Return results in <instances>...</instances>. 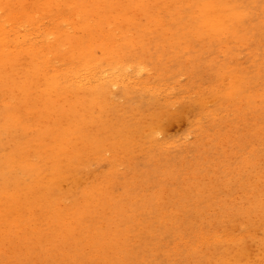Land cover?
<instances>
[{
  "label": "rangeland",
  "instance_id": "rangeland-1",
  "mask_svg": "<svg viewBox=\"0 0 264 264\" xmlns=\"http://www.w3.org/2000/svg\"><path fill=\"white\" fill-rule=\"evenodd\" d=\"M0 1L3 3L2 5L0 3V15H2L0 16V30L7 29L5 32L3 31L4 33H0V37H2L0 38V45H2L0 47V62L7 57V62L0 63V123H2L0 131L4 133H0V169L4 170H0L2 173L0 175V186H2L0 187V194L2 193L0 202L1 200H7V198H10L8 201H11L10 204H8V201H4L1 202L2 206L0 205V209L2 208L3 211L0 212L1 214L4 213V207L8 206V209L5 207V211H7L9 216L7 217L8 221L5 220L6 212L4 215L0 214V221L2 222L3 220L6 224L0 222V227L3 228H0V231L3 230V233L0 232V237H3V239H0V264H264V0H164L165 2L163 0ZM64 1L66 3L63 4ZM109 2L112 3L110 4ZM62 4L63 6L61 7ZM93 5L94 7H92ZM64 6L68 7L65 8ZM93 8L95 10H92ZM203 9L204 11L202 12ZM120 11L123 12L121 13ZM3 12L6 16H4ZM102 14L103 17L100 16ZM15 15L18 17L17 19L16 17L14 18ZM154 19L157 21H152ZM40 21L42 22L40 23ZM83 22L86 26H80ZM5 23L7 24L6 26H4ZM86 23H88V27ZM44 25L46 30L43 28ZM8 27L14 28V30L16 27V29L21 28L20 34H22H17L19 33L17 30L13 31ZM37 27L38 29H36ZM86 28L88 31L85 30ZM69 30L70 32H68ZM32 33L34 38L35 33H37L35 40H32ZM15 34H17L18 38ZM94 34L95 36L98 34L97 37ZM13 35L15 36L14 39H12ZM70 35L72 40L69 38ZM41 39H43V44H41ZM7 40L12 41L11 43L9 42V45H12L11 49L9 45H6L8 44ZM20 41L25 43L22 42L20 44ZM32 41H35L37 45ZM61 41L63 42L61 43ZM127 41L139 44L137 47V50L139 48L138 53L136 52L137 50L132 52L129 49L132 54L135 53V55L133 54L134 57L131 56L132 54L130 55V51L127 58L122 57V48L125 44L124 42ZM13 42L17 45L16 47H14ZM44 44L48 45L45 46ZM4 45L5 49L3 48ZM25 45L29 46L25 48ZM57 45H60V47H57ZM34 47L42 51L40 53L43 55L39 51L36 53L37 55L40 54L38 55L39 58L34 53ZM141 48L144 49L141 50ZM27 49L29 51L33 49L32 51L34 52L31 51L32 53L30 52L26 56L25 52L28 53ZM96 49L97 51H95ZM51 50L52 52H49ZM74 54H76V57H80L76 58ZM96 54L97 56H95ZM69 55L71 56L68 57ZM18 58L21 59L18 60ZM46 59L49 60L46 61ZM67 59L73 63L74 67ZM39 60L41 62L44 60L45 63H41ZM119 60L121 63L118 62ZM86 61L87 63L88 61L91 62V65H95V71L100 68L96 75L99 71L108 72L104 74L107 76L102 81L103 87H101V90H106V94L102 91L94 94V91H91L87 97H83V95L81 97L79 94L72 92L73 89L69 83H72L73 79L67 78H72V76L74 77L77 74L76 72L83 70L86 66ZM19 62L21 64L24 63L22 64L23 66ZM39 62L43 68L37 64ZM46 63L50 66H47ZM6 68L8 69L6 70ZM58 69L60 73H58ZM76 69L78 70L76 71ZM42 70H44V73H41ZM51 70L57 72L58 75ZM64 70L67 71L64 72ZM45 72L48 75H45ZM124 73L125 75H123ZM24 74L26 77H24ZM60 74H62L63 78L66 77L65 81L61 79ZM127 74L130 77L128 80H126ZM39 77L43 78L44 82ZM28 78L31 80L33 78L32 82ZM57 78L61 79L62 82ZM22 79H25L26 82ZM18 80L20 85H24V87H19ZM36 80H39V83L42 81L48 87L44 86L43 83H36ZM49 80L50 84H48ZM124 80L128 82L131 80V82L124 84L125 87L122 84L126 82ZM11 83L12 86L10 85ZM63 84L65 85L63 86L64 88H59ZM128 84L131 86H127ZM28 85L30 87H26ZM42 86L44 87L42 88ZM56 86L59 89L55 90ZM148 87L151 88L149 89ZM23 88H26V92H22L24 91ZM65 88L67 89L64 90ZM11 89H14L17 94ZM19 89H23L20 91L21 93ZM31 90H34V93ZM155 92H158V94H155ZM27 93L28 96L26 95ZM66 93L67 95L70 93L68 95L69 99L65 96ZM41 94L44 98L41 97ZM54 94H57L56 97ZM91 94L94 95L92 99L89 98ZM107 94L110 97H105ZM29 95H31V98ZM23 96H27L26 100ZM35 97L37 98L35 99ZM79 98H84V100L88 98L91 102L89 100H80ZM105 98H108L107 103L104 101ZM37 99L42 104L39 101L35 103ZM73 99V103L80 106V108H76L78 110V112L76 110V113L74 111L75 104L70 103ZM22 100L25 101L22 102ZM32 100L34 105L40 104V107L37 106L36 108L31 104ZM27 101L30 103L27 104ZM43 101H45V104ZM59 101L62 103L64 101V104L61 106ZM79 101H82V105L85 102L86 107L85 104L82 107ZM20 102L22 103L20 104ZM50 102H55V106L52 103L50 105ZM101 102L102 107L99 105ZM104 102L108 107L105 108ZM92 103L95 105H91ZM63 105H66L65 109H68L67 111L63 109ZM91 106H96V108L94 107L95 109L92 107L93 110H96L94 113H91L93 111ZM98 107L102 108L100 109L102 111ZM82 108L89 110L88 112L91 113L89 115H94V117L90 118L88 112L86 110V113L83 112ZM19 109L20 111H18ZM34 110L36 111L34 112ZM48 110L49 112L50 110H55L54 112L57 113L53 111L48 113ZM14 112L15 114L13 115ZM42 112H47L48 116ZM73 112L75 116H73ZM79 112L81 113L79 114ZM99 112L102 113L99 114ZM61 113L69 114L61 116L59 115ZM66 115L71 116L69 117L70 119H66V117L68 118ZM95 115L96 117L100 115V118L98 116V120L97 118L96 120L92 119L95 118ZM53 116L56 118L52 119ZM83 116L87 117L85 121L81 119ZM50 117H52V120H49ZM63 117L64 120H62ZM71 118L79 122L76 123ZM56 119L58 121L60 119V123ZM70 120L75 124L72 123V126H70L71 124L67 125L69 123L66 121L70 122ZM87 120L90 123L92 122L93 125L99 124V128L95 125L96 127L93 126L91 130L92 125L90 126ZM1 121L6 122L3 123ZM83 121L85 125L82 124L84 123ZM62 122L63 124L66 123L64 124L66 129L62 126ZM98 122H102V124ZM13 124H16L15 127ZM54 124H61V127ZM77 124L80 126L77 127ZM53 125L55 127H52ZM66 125L70 127V130L73 129L69 131V133L73 131V135H71L72 133L70 134L71 136L68 135L69 133L66 130H69V128ZM83 125L85 129H83ZM46 127L48 128L47 130ZM56 127H60V130L56 129ZM44 128L45 130H43ZM61 128L65 129L64 131L62 130V134L60 133ZM76 128H79L78 132ZM28 129H32L36 134ZM89 130L90 133H88ZM39 131H42V134L47 132V139L44 140L42 138H45L44 134L42 136ZM91 132L97 140L94 141L95 138L91 135ZM21 133L23 138L20 136ZM49 133L50 135H48ZM74 134L79 136V140H77V137L75 138ZM57 135L61 138L65 137L60 140L63 145L62 148L58 142L60 137ZM66 135L71 138L68 137L67 140ZM52 136L55 137V141ZM37 137L42 141L38 140ZM85 137L88 138L83 140ZM19 138L22 140L18 141L20 140ZM28 138L30 140L26 141ZM72 138H74V141ZM10 139L14 143H10ZM88 139H91V142L89 141L88 145L83 144L84 141L87 143ZM5 141L8 144L10 143V145L12 144V148ZM96 141L98 143L95 145ZM73 142L76 147L71 146ZM30 143H34V147L29 145ZM56 144L60 148L55 146ZM65 144H67V148ZM93 144L95 147L92 146ZM28 145L32 147H30L31 151ZM86 145L89 146L91 151L86 147L84 148ZM47 146H50L51 149ZM70 146L73 147V150ZM36 148L39 152L42 150L45 153H38V151L32 150ZM74 148L75 152L79 151V153L77 152L78 155L74 152ZM83 150L84 154H87H83L85 157L82 155ZM62 151H64V154ZM25 152L30 153V155L25 154ZM46 153L48 157L51 156L49 164H47L49 159ZM24 154L27 157H24ZM43 155H45L44 158H40ZM65 155L69 156L71 161L69 157L64 160L62 156L67 157ZM33 156H36L39 161ZM58 156L62 159H59ZM45 157L48 159V161L45 160L47 163L44 162ZM52 157L53 159L56 157L55 161H52ZM14 158L19 162L13 163L15 161ZM57 158L61 162L59 160L57 162ZM62 160L69 162L65 164L66 162L64 163ZM6 161L11 164L9 163V165ZM48 166H52V169ZM58 169L60 175H58ZM22 172L23 174H21ZM10 173L13 174L11 175ZM40 173L42 174L40 175ZM52 174L56 177L52 176ZM70 174H73L74 178ZM33 175L34 177H32ZM20 177L22 181L18 182L21 180ZM12 178L17 179L15 185V180L13 181ZM52 180L55 182L53 183ZM33 182L36 184H33ZM41 183L42 185L45 183L44 187ZM25 185H28V187ZM56 186L59 190L56 189ZM15 189L18 193L20 192V196L18 195L17 197L20 200L17 198L13 199L14 196H17ZM37 189H42L40 194ZM52 189L55 190L53 191ZM28 191L33 192L29 194ZM10 192L13 194H10ZM43 192L45 193L43 194ZM51 194L54 196L53 199ZM62 194H64L63 197ZM65 194L67 197H65ZM12 195L14 196L12 197ZM29 195H33L35 198ZM47 197L51 198L49 201L52 203H49L47 200L49 198ZM21 198L27 202L32 199L29 203L25 202L26 204L24 205L27 206L25 209H20L24 203ZM44 198L45 201L43 202ZM35 199L42 202L36 203ZM17 201L22 202L19 204ZM31 203H33V207H31ZM162 204L163 206H161ZM16 205L19 210L15 209ZM8 210H11L14 214ZM9 213L14 216L17 214L18 219L15 218L16 216L12 218ZM18 220L19 222H17ZM9 222L11 223L7 224ZM25 222L27 223L25 224ZM15 223L20 225L17 226ZM55 223H58V226ZM106 224L108 225L105 226ZM44 225H47V227ZM36 230L40 234L36 233ZM27 234L30 235L27 236ZM47 236L49 240H47ZM129 238L130 240H128ZM56 242L59 243L57 244Z\"/></svg>",
  "mask_w": 264,
  "mask_h": 264
},
{
  "label": "bare ground",
  "instance_id": "bare-ground-1",
  "mask_svg": "<svg viewBox=\"0 0 264 264\" xmlns=\"http://www.w3.org/2000/svg\"><path fill=\"white\" fill-rule=\"evenodd\" d=\"M9 1H10V0H9ZM28 1H30V0H28ZM109 1H110V0H109ZM116 1H117V0H116ZM159 1H160V0H159ZM180 1H181V0H180ZM77 2H78V1H77ZM113 2H114V1H113ZM129 2H130V1H129ZM133 2H134V1H133ZM163 2H165V1L163 0ZM177 2H178V1H177ZM0 3H1V1H0ZM64 3H66V2L64 1L63 4H64ZM67 3H68V1H67ZM109 3H110V2H109ZM111 3H112V2H111ZM111 3H110V4H111ZM114 3H115V2H114ZM127 3H128V2H127ZM131 3H132V2H131ZM134 3H135V2H134ZM157 3H158V2H157ZM175 3H176V2H175ZM189 3H190V2H189ZM193 3H194V2H193ZM193 3H192V4H193ZM2 4H3V3H1V5H2ZM14 4H15V2H14ZM26 4H27V3H26ZM47 4H48V3H47ZM63 4L61 5V7L63 6ZM104 4H105V3H104ZM107 4H108V3H107ZM115 4H118V3H115ZM159 4H160V3H159ZM177 4H178V3H177ZM196 4H197V3H196ZM99 5H100V3H99ZM140 5H141V4H140ZM142 5H143V4H142ZM147 5H148V4H147ZM173 5H174V4H173ZM68 6H69V5H68ZM68 6H66V7L64 6V7L67 8ZM86 6H87V5H86ZM133 6H134V5H133ZM10 7H11V6H10ZM64 7H63V8H64ZM78 7H79V6H78ZM92 7H94V5H93ZM92 7H90V8H92ZM107 7H108V6H107ZM140 7H141V6H140ZM174 7H175V6H174ZM183 7H184V5H183ZM200 7H201V6H200ZM14 8H15V7H14ZM63 8H62V10H63ZM72 8H73V7H72ZM126 8H127V7H126ZM126 8H125V9H126ZM53 9H54V8H53ZM76 9H78V8H76ZM81 9H83V8H81ZM114 9H115V8H114ZM122 9H123V8H122ZM135 9H136V8H135ZM201 9H202V8H201ZM215 9H216V8H215ZM44 10H45V9H44ZM50 10H52V9H50ZM73 10H74V9H73ZM92 10H95V9L93 8ZM92 10H91V11H92ZM106 10H107V9H106ZM106 10H105V12H106ZM131 10H132V7H131ZM139 10H140V9H139V7H138V11H139ZM182 10H183V9H182ZM17 11H18V10H17ZM25 11H26V10H25ZM76 11H77V10H76ZM84 11H85V10H84ZM111 11H113V10H111ZM126 11H127V10H126ZM203 11H204V9L202 10V12H203ZM4 12H5V11H4ZM4 12H3V14H4ZM6 12H7V11H6ZM23 12H24V11H23ZM72 12H73V11H72ZM98 12H99V10H98ZM120 12H121V11H120ZM122 12H123V11H122ZM122 12H121V13H122ZM205 12H206V11H205ZM205 12H204V13H205ZM36 13H37V12H36ZM124 13H126V12H124ZM124 13H123V14H124ZM214 13H215V12H214ZM23 14H24V13H23ZM52 14H53V13H52ZM57 14H59V13H57ZM111 14H112V12H111ZM111 14H110V15H111ZM113 14H114V13H113ZM183 14H185V13H183ZM199 14H201V13H199ZM205 14H206V13H205ZM208 14H209V13H208ZM208 14H207V15H208ZM27 15H29V14L27 13ZM36 15H37V14H36ZM127 15H128V14H127ZM197 15H198V14H197ZM0 16H2V15H0ZM4 16H6V14H4ZM12 16H13V15H12ZM12 16H11V17H12ZM31 16H32V15H31ZM46 16H47V15H46ZM87 16H88V14H87ZM100 16L103 17V14L100 15ZM115 16H116V15H115ZM119 16H120V15H119ZM15 17H16V15L14 16V18H15ZM28 17H30V16H28ZM28 17H27V18H28ZM104 17H105V15H104ZM121 17H122V16H121ZM135 17H136V16H135ZM147 17H148V16H147ZM149 17H151V16L149 15ZM14 18H13V19H14ZM17 18H18V17H16V19H17ZM57 18H58V16H57ZM89 18H90V17H89ZM89 18H88V20H89ZM176 18H178V17H176ZM189 18H190V17H189ZM10 19H11V18H10ZM32 19H33V18H32ZM37 19H38V18H37ZM111 19H112V18H111ZM120 19H122V18H120ZM126 19H127V18H126ZM28 20H29V19H28ZM30 20H31V18H30ZM73 20H75V19H73ZM85 20L87 21V19H85ZM105 20H106V18H105ZM118 20H119V19H118ZM124 20H125V19H124ZM124 20H123V21H124ZM128 20H129V19H128ZM206 20H207V19H206ZM14 21H17V20H14ZM18 21H19V20H18ZM31 21H32V20H31ZM36 21H37V20H36ZM45 21H46V20H45ZM78 21H79V20H78ZM82 21H83V19H82ZM98 21H99V19H98ZM114 21H115V20H114ZM129 21H130V20H129ZM134 21H135V20H134ZM152 21H155V19L152 20ZM156 21H157V20H156ZM156 21H155V22H156ZM29 22H30V21H29ZM32 22H33V21H32ZM41 22H42V21H40V23H41ZM106 22H107V21H106ZM124 22H126V21H124ZM159 22H160V21H159ZM159 22H158V23H159ZM198 22H199V20H198ZM9 23H10V22H9ZM9 23H8V24H9ZM40 23H39V25H40ZM69 23H70V22H69ZM76 23H77V22H76ZM88 23H89V22H88ZM88 23H86V24H87V27H88ZM104 23H105V22H104ZM104 23H103V24H104ZM126 23H127V22H126ZM158 23H157V24H158ZM199 23H200V22H199ZM36 24H37V23H36ZM42 24H43V23H42ZM42 24H41V25H42ZM77 24H78V23H77ZM153 24H154V23H153ZM155 24H156V23H155ZM6 25H7V24L5 23L4 26H6ZM45 25L47 26V24H45ZM45 25H44V27H43V26H41V27L45 28V30H46ZM68 25H69V24H68ZM84 25H85V24H84V22H83V24H81L80 26H84ZM99 25H101V24H99ZM104 25H105V24H104ZM138 25H139V24H138ZM151 25H152V24H151ZM12 26H14V25H12ZM37 26H38V24H37ZM49 26H50V25H49ZM57 26L59 27L58 24H57ZM57 26H55V27H57ZM75 26H76V25H75ZM85 26H86V25H85ZM96 26H97V25H96ZM144 26H146V25H144ZM178 26H179V25H178ZM186 26H187V25H186ZM149 27H150V26H149ZM197 27H198V26H197ZM8 28H10V27H8ZM16 28H17V27H16ZM16 28H15V30H17V32H19V33H17V34H20V32L22 31V29H21V28H20V29L18 28V29H19V31H18V29H16ZM23 28H24V27H23ZM29 28H30V27H29ZM81 28L83 29V27H81ZM89 28H90V27H89ZM102 28H103V27H102ZM161 28H162V27H161ZM203 28H204V27H203ZM1 29H2V28H1ZM36 29H38V27H37ZM90 29H92V28H90ZM94 29H95V28H94ZM132 29H134V28H132ZM154 29H155V28H154ZM157 29H158V28H157ZM163 29H164V28H163ZM165 29H166V28H165ZM6 30H7V29H6ZM6 30L3 29L4 32H5ZM10 30L15 31L14 28H13V29L10 28ZM20 30H21V31H20ZM33 30H34V29H33ZM39 30L42 31L41 29H39ZM43 30H44V29H43ZM47 30H48V29H47ZM85 30L88 31L87 28H86ZM92 30H93V29H92ZM99 30H100V29H99ZM124 30H125V29H124ZM144 30H145V29H144ZM0 31H1L0 33L3 32L2 30H0ZM8 31H9V29H8ZM23 31L25 32L24 29H23ZM36 31H37V30H36ZM40 31H39V32H40ZM53 31H54V30H53ZM53 31H52V32H53ZM71 31H72V30H71ZM95 31H96V29H95ZM97 31H98V30H97ZM104 31H105V30H104ZM132 31H133V30H132ZM138 31H139V30H138ZM165 31H166V30H165ZM4 32H3V33H4ZM39 32H38V33H39ZM65 32H66V31H65ZM68 32H70V30H69ZM74 32H75V31H74ZM74 32H73V34H74ZM79 32H80V31H79ZM79 32H78V33H79ZM81 32H82V31H81ZM120 32H121V31H120ZM120 32H119V33H120ZM126 32H127V30H126ZM147 32H148V31H147ZM9 33H11V32H9ZM14 33H15V32H14ZM44 33H45V31H44ZM49 33H50V32H49ZM76 33H77V32H76ZM85 33H86V32H85ZM91 33H92V32H91ZM91 33H89V34L91 35ZM100 33H101V32H100ZM119 33H118V34H119ZM156 33H157V32H156ZM162 33H163V32H162ZM6 34H7V32H6ZM17 34H15V36H16ZM21 34H22V33H21ZM21 34H20V35H21ZM23 34H25V33H23ZM35 34L37 35V33H35ZM39 34H40V33H39ZM89 34H88V36H89ZM98 34H99V33H98ZM98 34H97V35H98ZM142 34H143V33H142ZM154 34H155V33H154ZM158 34H159V33H158ZM167 34H168V33H167ZM25 35H26V34H25ZM32 35H33V33H32ZM36 35H35V38H37ZM76 35H79V34H76ZM76 35H75V36H76ZM97 35L95 36V34H94L95 37H97ZM125 35H126V34H125ZM136 35H137V34H136ZM150 35H151V34H150ZM156 35H157V34H156ZM182 35H183V34H182ZM0 36H1V35H0ZM10 36H11V34H10ZM15 36L13 35V38H12V39H14ZM30 36H31V35H30ZM40 36H41V35H40ZM75 36H74V37H75ZM79 36H81V35H79ZM83 36H84V35H83ZM121 36H122V35H121ZM163 36H164V35H163ZM193 36H194V35H193ZM16 37H17V36H16ZM27 37H28V36H27ZM32 37H33L32 40H35L34 35H33ZM49 37H50V36H49ZM64 37H65V36H64ZM74 37H73V38H74ZM81 37H82V36H81ZM81 37H80V38H81ZM105 37H106V36H105ZM124 37H125V36H124ZM136 37H137V36H136ZM136 37H134V38H136ZM0 38H2V37H0ZM17 38H18V37H17ZM23 38H24V37H23ZM25 38H26V36H25ZM25 38H24V39H25ZM30 38H31V37H30ZM69 38H70V39L72 38L71 35H70ZM88 38H89V37H88ZM91 38H92V37H91ZM91 38H90V39H91ZM15 39H16V38H15ZM26 39H27V38H26ZM26 39H25V40H26ZM38 39H39V37H38ZM38 39H36V40H38ZM43 39H44V38H43ZM43 39H41V41H42L41 44H43ZM74 39H75V38H74ZM90 39H89V41H90ZM108 39H109V38H108ZM162 39H163V38H162ZM5 40H6V39H5ZM9 40H10V39H9ZM17 40H19V39H17ZM21 40H22V39H21ZM25 40H24V41H25ZM28 40H29V39H28ZM62 40H63V39H62ZM71 40H72V39H71ZM80 40H81V39H80ZM7 41H8V40H7ZM24 41H20V44H21L22 42H23V43L26 42V41H25V42H24ZM46 41H47V40H46ZM46 41H45V42H46ZM73 41H74V40H73ZM76 41H77V40H76ZM91 41H92V40H91ZM99 41H100V40H99ZM113 41H114V40H113ZM113 41H112V42H113ZM157 41H158V40H157ZM9 42H10V41H8V44H6V45H9ZM11 42H12V41H11ZM11 42H10V43H11ZM27 42H28V41H27ZM32 42H35V41H32ZM62 42H63V41H61V43H62ZM95 42H96V41H95ZM102 42H103V41H102ZM107 42H108V41H107ZM109 42H110V41H109ZM119 42H120V41H119ZM153 42H154V41H153ZM178 42H179V41H178ZM1 43H2V41H1ZM46 43H47V42H46ZM69 43H70V42H69ZM80 43H81V41H80ZM87 43H88V42H87ZM96 43H97V42H96ZM100 43H101V42H100ZM104 43H105V40H104ZM124 43H125V44H124V46H123V48H122V50H123V55H122V57H126V58H127V57L129 56V53H128V52H129L130 50H131L132 52L136 51V50H137V47H138L139 44H138V43H137V44H134V43L131 42V41H127V42H124ZM141 43H143V42H141ZM158 43H159V42H158ZM13 44L15 45L14 47L17 46L14 42H13ZM17 44H19V43H17ZM30 44H31V43H30ZM35 44H36V42H35ZM39 44H40V42H39ZM70 44H71V43H70ZM105 44H106V43H105ZM108 44H109V43H108ZM108 44H107V45H108ZM122 44H123V42H122ZM145 44H146V43H145ZM33 45H34V44H33ZM33 45H32V46H33ZM36 45H37V44H36ZM44 45H45V44H44ZM46 45H48V44H46ZM46 45H45V46H46ZM60 45H61V44H60ZM60 45H59V46L57 45V47H60ZM76 45H78V44H76ZM85 45H86V44H85ZM87 45H88V44H87ZM90 45H91V44H90ZM142 45H143V44H142ZM164 45H165V44H164ZM1 46H2V45H0V47H1ZM9 46H10V45H9ZM11 46H12V45H11ZM11 46H10V49H11ZM21 46H22V45H21ZM28 46H29V45H28ZM28 46L25 45V48L28 47ZM39 46H40V45H39ZM49 46H50V45H49ZM80 46H81V44H80ZM93 46H94V45H93ZM98 46H99V45H98ZM111 46H112V43H111ZM178 46H179V45H178ZM183 46H184V45H183ZM4 47H5V45L3 46V48H4ZM14 47H13V48H14ZM37 47H38V46H37ZM62 47H63V46H62ZM74 47H75V46H74ZM91 47H92V45H91ZM91 47H90V48H91ZM100 47H101V46H100ZM140 47H141V45H140ZM142 47H143V46H142ZM144 47H145V45H144ZM5 48H6V47H5ZM5 48H4V49H5ZM34 48H35V47H34ZM87 48H88V47H87ZM109 48H110V47H109ZM21 49H22V48H21ZM23 49H24V48H23ZM28 49H30V48H28ZM28 49H27V50H28ZM35 49H37V48H35ZM35 49H34L35 52L32 51L33 49L30 50V51L28 50V53H26V52L24 51V52H25V55L27 56L31 51L34 52L35 55H37L36 53H37L39 50H38V49L35 50ZM40 49H41V48H40ZM48 49H49V48H48ZM62 49H63V48H62ZM62 49H60V50H62ZM82 49H83V48H82ZM82 49H80V50H82ZM92 49H93V47H92ZM97 49H98V47H97ZM97 49H96L95 51H97ZM104 49H105V47H104ZM129 49H130V50H129ZM142 49H144V48H141V50H142ZM8 50H9V49H8ZM8 50H7V51H8ZM15 50H16V49H15ZM76 50H77V49H76ZM76 50H75V51H76ZM85 50H86V49H85ZM85 50H84V51H85ZM98 50H99V49H98ZM108 50H109V49H108ZM138 50H139V48H138ZM138 50L136 51L137 53L139 52ZM146 50H147V47H146ZM0 51H1V49H0ZM4 51H5V50H4ZM11 51H13V50H11ZM40 51H41V50H40ZM40 51H39V53H40ZM75 51H74V52H75ZM102 51H103V49H102ZM116 51H117V49H116ZM116 51H115V52H116ZM131 51H130V55L132 54ZM8 52H9V51H8ZM16 52H17V51H16ZM16 52H14V53H16ZM32 52H31V53H32ZM41 52H42V51H41ZM49 52H52V50L49 51ZM68 52H70V51L68 50ZM106 52H107V51H106ZM144 52H145V51H144ZM11 53H12V52H11ZM18 53H19V51H18ZM43 53H44V52H43ZM78 53H79V51H78ZM86 53H87V52H86ZM96 53H97V52H96ZM103 53H104V51H103ZM108 53H109V52H108ZM111 53H112V52H111ZM111 53H110V54H111ZM16 54H17V53H16ZM40 54H41V53H40ZM40 54H38V55H40ZM76 54H77V53H76ZM76 54H74L75 57H76ZM91 54H92V53H91ZM106 54H107V53H106ZM133 54L135 55V53H133ZM133 54H132L131 56L134 57ZM14 55H15V54H14ZM38 55H37V56H38ZM41 55H43V54H41ZM48 55H49V54H48ZM67 55H68V54H67ZM67 55H66V56H67ZM127 55H128V56H127ZM136 55H137V54H136ZM139 55H141V54H139ZM139 55H138V56H139ZM17 56H18V55H17ZM23 56H24V55H23ZM70 56H71V55H69L68 57H70ZM77 56H78V55H77ZM89 56H90V54H89ZM89 56H88V57H89ZM95 56H97V54H96ZM102 56H103V55H102ZM158 56H159V55H158ZM79 57H80V56H79ZM79 57H76V58H79ZM85 57H86V55H85ZM88 57H87V58H88ZM99 57H100V56H99ZM26 58L28 59V57H26ZM38 58H39V56H38ZM45 58H46V56H45ZM45 58H44V60H45ZM63 58H64V57H63ZM76 58H75V61H76ZM89 58H90V57H89ZM89 58H88V59H89ZM139 58H140V57H139ZM0 59H1V57H0ZM9 59H10V58H9ZM20 59H21V58H20ZM20 59L18 58V60H20ZM70 59H71V58H70ZM73 59H74V58H73ZM82 59H83V56H82ZM96 59H99V58H96ZM40 60H41V59H40ZM40 60H39V61H40ZM44 60H43V62H41L42 60H41L40 62H41V63H45ZM48 60H49V59H48ZM48 60L46 59V61H48ZM67 60H68V59H67ZM140 60H141V59H140ZM4 61L7 62V57H6L5 60H2L1 62L4 63ZM34 61H35V60H34ZM71 61H72V60H71ZM75 61H74V62H75ZM84 61H85V60H84ZM114 61H115V60H114ZM123 61H124V60H123ZM127 61H128V60H127ZM1 62H0V63H1ZM6 62H5V64H7ZM22 62H23V61H22ZM25 62H26V61H25ZM32 62H33V61H32ZM36 62H38V61H36ZM40 62L37 63V64L40 65ZM65 62H66V61H65ZM68 62H70V61L68 60ZM77 62H78V61H77ZM96 62H97V61H96ZM118 62H120V60H119ZM118 62H117V63H118ZM125 62H126V61H125ZM141 62H142V60H141ZM17 63H18V62H17ZM17 63H16V64H17ZM19 63H20V62H19ZM85 63H86V64H85L86 66H85V65H84L85 67L83 66V67H84L83 70H80V71L76 72L77 74H75L74 77L70 74V75L72 76V78H70V77L67 78V79H73V81L70 80V81H72V83H69V85H70V86L72 87V89H73L72 92L79 94L81 97H82V95H83V97H87V95H88L89 92H91V91H92V92L94 91V94H95V92H98V91H99V92H101V91H102V92H105L104 94H106V90H104V91L101 90V87H103L102 81H103L104 78H106V76H107V75H104V74L108 73V72H106V71H108V70L105 71L106 73H103V71H101V72H102V73H101V72L99 71V73H97V75L99 74L100 76H99V75L97 76V75H96V72H97L100 68H99V69H96L97 71H95V65H91V62H89V61H88V63H87V61H86ZM120 63H121V62H120ZM120 63H118V64H120ZM138 63H140V62H138ZM138 63H137V64H138ZM20 64H21V63H20ZM20 64H17V65L19 66ZM22 64H24V63H22ZM22 64H21V65H22ZM46 64H47V63H46ZM68 64H69V63H68ZM70 64H72V66H73V63L70 62ZM74 64H76V63H74ZM82 64H83V63H82ZM109 64H110V63H109ZM122 64H123V62H122ZM133 64H134V63H133ZM21 65H20V66H21ZM26 65H27V62H26ZM30 65H31V64H30ZM42 65H44V64H42ZM48 65H49V64H47V66H48ZM105 65H106V64H105ZM111 65H114V64H111ZM128 65H129V64H128ZM140 65H141V63H140ZM11 66H12V65H11ZM22 66H23V65H22ZM24 66H25V65H24ZM28 66H29V65H28ZM40 66H41V65H40ZM40 66H39V68H40ZM49 66H50V65H49ZM81 66H82V65H81ZM98 66H100V65H98ZM98 66H97V67H98ZM101 66H104V65H101ZM125 66H126V65H125ZM45 67H46V66H45ZM45 67H44V70H45ZM73 67H74V66H73ZM106 67H107V66H106ZM120 67H121V66H120ZM18 68H19V67H18ZM41 68H43V67L41 66ZM46 68H47V67H46ZM49 68H50V67H49ZM52 68H53V66H52ZM52 68H50V69H52ZM54 68H55V67H54ZM62 68H63V67H62ZM71 68H72V67H71ZM77 68H78V67H77ZM103 68H104V67H103ZM144 68H145V67H144ZM7 69H8V68H6V70H7ZM16 69H17V68H16ZM20 69H22V68L20 67ZM24 69H25V68H24ZM28 69H29V68H28ZM28 69H27V70H28ZM47 69H48V68H47ZM50 69H49V70H50ZM81 69H82V67H81ZM105 69H106V68H105ZM109 69H110V68H109ZM146 69H147V68H146ZM10 70H12V69H10ZM10 70H9V71H10ZM18 70H19V69H18ZM22 70H23V69H22ZM22 70H21V71H22ZM31 70H32V69H31ZM44 70H42V72H41V71H40V72H41V73H44V72H43ZM49 70H48V71H49ZM58 70H59V69H58ZM67 70H69V69H67ZM67 70H66V71H67ZM77 70H78V69H76V71H77ZM135 70H136V69H135ZM3 71H4V69H3ZM19 71H20V70H19ZM51 71H54V70H51ZM51 71H50V72H51ZM66 71L64 70V72H66ZM69 71H70V70H69ZM71 71L73 72L72 69H71ZM4 72H5V71H4ZM13 72H14V71H13ZM62 72H63V71H62ZM124 72H125V71H124ZM126 72H127V71H126ZM136 72H137V71H136ZM149 72H150V71H149ZM45 73H46V72H45ZM51 73H52V72H51ZM54 73H56V75H58V73H60V70L58 71V73L55 72V71H54ZM68 73H69V72H68ZM68 73H67V74H68ZM100 73H101V74H100ZM110 73H111V72H110ZM116 73H118V72H116ZM32 74H33V73H32ZM63 74H65V73H63ZM72 74H73V73H72ZM118 74H119V73H118ZM133 74H135V73H133ZM133 74H132V75H133ZM19 75H20V74H19ZM39 75H40V74H39ZM45 75H48V73H46ZM56 75H55V76H56ZM61 75H62V74H60L61 79H64V81H65V78H66V77L64 76L65 78H63V76H61ZM108 75H111V74H108ZM113 75H114V74H113ZM120 75H121V74H120ZM123 75H125V73H124ZM12 76H14V75L12 74ZM22 76H23V75H22ZM22 76H20V77H22ZM27 76H28V75H27ZM68 76H69V74H68ZM127 76H128V74H127ZM24 77H26L25 74H24ZM32 77H33V76H32ZM41 77H42V75H41ZM56 77L60 78L59 76H56ZM108 77H109V76H108ZM112 77H114V76H112ZM112 77H111V79H112ZM18 78H19V77H18ZM18 78H13V79H18ZM33 78H34V77H33ZM33 78H32V80H33ZM36 78H37V77H36ZM39 78H40V77H39ZM58 78H57V79H58ZM119 78H120V76H119ZM121 78H122V77H121ZM128 78H130V77L128 76L127 79H126V77H125L126 80H128ZM131 78H132V77H131ZM11 79H12V77H11ZM19 79H20V78H19ZM28 79H29V78H28ZM37 79H38V78H37ZM40 79L42 80L43 78H40ZM48 79H49V78H48ZM53 79H54V78H53ZM53 79H51V80H53ZM57 79H56V80H57ZM61 79H58V80L60 81ZM132 79H134V78H132ZM132 79H131V80H132ZM22 80H23L24 82H26L25 79H22ZM29 80L32 82L31 79H29ZM43 80H44V79H43ZM43 80H42V81H43ZM58 80H57V81H58ZM106 80H107V79H106ZM114 80H115V79H114ZM116 80H117V78H116ZM122 80H123V78H122ZM126 80H124V81H126ZM131 80H130L129 82H131ZM3 81H4V80H3ZM16 81H17V80H16ZM42 81H40L41 84L44 82V81H43V82H42ZM59 81H58V82H59ZM64 81H63V82H64ZM66 81H67V80H66ZM132 81H133V80H132ZM18 82H19V80H18ZM28 82H29V81H28ZM31 82H29V83H31ZM33 82H34V81H33ZM37 82H38V84H40V83H39V80H36V83H37ZM54 82H56V81H54ZM60 82H62V80H61ZM60 82H59V83H60ZM114 82H115V81H114ZM118 82H119V81H118ZM127 82H128V81H126L125 83H122V84L124 85V84H126ZM129 82H128V83H129ZM22 83H23V82H22ZM50 83H51V82H50V80H49L48 84H50ZM56 83H57V82H56ZM108 83H110V82H108ZM111 83H112V82H111ZM111 83H110V84H111ZM115 83H116V82H115ZM115 83H114V84H115ZM120 83H121V82H120ZM27 84H28V83H27ZM31 84H32V83H31ZM31 84H30V85H31ZM34 84H35V83H34ZM45 84H47V83H45ZM138 84H139V83H138ZM2 85H3V84H2ZM8 85H9V82H8ZM10 85L12 86V83H11ZM13 85H14V83H13ZM19 85H20V82H19ZM30 85H28V86H26V87H30ZM43 85H44V83H43ZM52 85H53V84H52ZM69 85L67 84V86H69ZM120 85H121V84H120ZM136 85H137V84H136ZM141 85H143V84H141ZM146 85H147V84H146ZM0 86H1V85H0ZM4 86H5V85H4ZM4 86H3V87H4ZM21 86H22V85H20L19 87H21ZM32 86H33V85H32ZM36 86H37V85H36ZM36 86H35V87H36ZM40 86H41V85H40ZM44 86H46V85H44ZM44 86H42V88H43ZM58 86H59V85H58ZM63 86H65V85L63 84L62 87H59V88L63 89V88H64ZM107 86H108V85H107ZM118 86H119V85H118ZM124 86H125V85H124ZM124 86H123V87H124ZM127 86H131V85L128 84ZM143 86H144V85H143ZM148 86H149V85H148ZM14 87H15V86H14ZM22 87H24V85H23ZM33 87H34V86H33ZM33 87H32V88H33ZM46 87H48V86H46ZM112 87H113V86H112ZM125 87H126V86H125ZM8 88H9V87H8ZM38 88H41V87H38ZM59 88H57V86H56L55 90H56V89H59ZM134 88H136V87L134 86ZM137 88H138V87H137ZM148 88H149V87H148ZM150 88H151V87H150ZM150 88H149V89H150ZM4 89H6V88H4ZM16 89H17V87H16ZM16 89H15V90H16ZM23 89H24V88H23ZM23 89H21V90H23ZM25 89H26V88H25ZM25 89H24V91H22V92H26ZM30 89H31V88H30ZM30 89H29V90H30ZM33 89H34V88H33ZM66 89H67V88H65L64 90H66ZM105 89H106V88H105ZM112 89H113V88H112ZM112 89H111V90H112ZM119 89H120V88H119ZM129 89H130V88H129ZM138 89H139V88H138ZM159 89H161V88H159ZM11 90L14 91V89H11ZM21 90L19 89V92H20ZM34 90H35V89H34ZM34 90H33V91H34ZM40 90H41V89H40ZM44 90H45V89H44ZM68 90H69V89H68ZM68 90H67V91H68ZM109 90H110V89H109ZM109 90H107V91H109ZM143 90H144V89H143ZM166 90H167V89H166ZM1 91H3V90H1ZM5 91H6V90H5ZM8 91H9V90H8ZM13 91H12V92H13ZM16 91H17V90H16ZM33 91L31 90V92H33ZM37 91H38V90H37ZM37 91H36V92H37ZM58 91H60V90H58ZM61 91H62V90H61ZM118 91H119V90H118ZM144 91H145V90H144ZM152 91H153V90H152ZM154 91H155V90H154ZM14 92H15V91H14ZM44 92H45V91H44ZM68 92H69V91H68ZM110 92H112V91H110ZM110 92H109V94H110ZM113 92H114V91H113ZM113 92H112V93H113ZM119 92H121V91H119ZM5 93H6V92H5ZM5 93H4V94H5ZM15 93H16V92H15ZM20 93H21V92H20ZM33 93H34V92H33ZM41 93H42V90H41ZM51 93H52V91H51ZM51 93H50V95H51ZM59 93H60V92H59ZM70 93H71V92H70ZM70 93H69V94H70ZM107 93H108V92H107ZM112 93H111V94H112ZM122 93H123V92H122ZM142 93H143V91H142ZM194 93H195V92H194ZM10 94H12V93L10 92ZM16 94H17V93H16ZM30 94H31V93H30ZM69 94H68V95H69ZM101 94H102V93H101ZM109 94L105 95V97H110V96H108ZM125 94H126V93H125ZM155 94H158V92H155ZM2 95H3V94H2ZM7 95H9V94H7ZM12 95H13V94H12ZM14 95H15V94H14ZM18 95H19V94H18ZM18 95H17V96H18ZM24 95H25V94H24ZM26 95L28 96V93H27ZM33 95H34V94H33ZM36 95H37V94H36ZM43 95H44V94H43ZM54 95H55V97H56L57 94H54ZM54 95H53V96H54ZM68 95H67V93H66L65 96L68 98ZM71 95H73V94L71 93ZM84 95H86V96H84ZM112 95H114V94H112ZM185 95H186V94H185ZM17 96H16V97H17ZM27 96H23L24 99H25ZM30 96H31V95H29V97H30ZM45 96H46V94H45ZM51 96H52V95H51ZM61 96H62V95H61ZM75 96H76V94H75ZM75 96H74V97H75ZM80 96H79V97H80ZM93 96H94V95L91 94L89 98L92 99ZM122 96H123V95H122ZM124 96H125V95H124ZM126 96H129V95H126ZM152 96H153V95H152ZM16 97H15V98H16ZM29 97H28V98H29ZM41 97L44 98V97L42 96V94H41ZM46 97H48V96H46ZM71 97H72V96H71ZM71 97H70V99L73 98V97H72V98H71ZM81 97H80V98H81ZM99 97H100V96H99ZM119 97H120V96H119ZM19 98H22V97H19ZM30 98H31V97H30ZM36 98H37V97H35V99H36ZM57 98H58V96H57ZM57 98H56V100L59 99V98H58V99H57ZM75 98L77 99V97H75ZM80 98H79V99H80ZM120 98H121V97H120ZM0 99H1V98H0ZM3 99H4V98H3ZM38 99H39V97H38ZM38 99H37V101H36L35 103H37V102L39 101ZM40 99H41V98H40ZM48 99H49V98H48ZM48 99H47V101H49ZM53 99H54V98H53ZM61 99H63V98H61ZM61 99H60V100H61ZM68 99H69V98H68ZM79 99H78V100H79ZM90 99L86 98V100H89V101H90ZM94 99H95V98H94ZM96 99H98V98H96ZM103 99H104V98H103ZM107 99H108V98H107ZM107 99L105 98V100H104V101H106V103H107ZM126 99H127V98H126ZM25 100H26V99H25ZM25 100H22V102L25 101ZM29 100H31V99H29ZM41 100H42V99H41ZM80 100H84V98H83V99H80ZM86 100H84V101H86ZM99 100H100V99H99ZM110 100H111V99H110ZM15 101H16V100H15ZM45 101H46V98H45ZM45 101H43L44 104H45ZM51 101H52V100H51ZM53 101H55V100H53ZM67 101H68V100H67ZM73 101H74V99H73L72 102H70V103H72V104L74 105L75 103H73ZM84 101H83V102H84ZM95 101H97V100H95ZM101 101H102V100H101ZM22 102H20V104H21ZM55 102H56V101H55ZM55 102H53V103L50 102V105H51V103H52V104L55 106ZM59 102H61V101H59ZM59 102H58V103H59ZM75 102H77V101H75ZM79 102H80V101H79ZM81 102H82V101H81ZM81 102H80V104L82 105ZM90 102H91V101H90ZM24 103H25V102H24ZM28 103H30V102L27 101V104H28ZM39 103L42 104L40 101H39ZM95 103H98V102H95ZM104 103H105V102H104ZM106 103H105V105H106ZM15 104H16V103H15ZM25 104H26V103H25ZM31 104H33V100H32V103H31ZM40 104H38L37 106L40 107V106H39ZM59 104H60V103H59ZM59 104H57V105H59ZM62 104H64V101H63V103L61 102V106H62ZM68 104H69V103H68ZM77 104H78V102H77ZM80 104H79V105H80ZM84 104H85V107H86V103H85V102H84ZM84 104H83V105H84ZM88 104H90V103L88 102ZM93 104H94V103H92L91 105H93ZM110 104H112V102H110ZM33 105H34V104H33ZM50 105H49V108L51 107ZM69 105H71V104H69ZM83 105H82V107H83ZM94 105H95V104H94ZM96 105H98V104H96ZM99 105L102 107V102H101V104H99ZM99 105H98V106H99ZM131 105H132V104H131ZM0 106H1V105H0ZM22 106H24V105H22ZM22 106H21V107H22ZM34 106L37 108L36 105H34ZM47 106H48V104H47ZM47 106H46V107H47ZM76 106H77V107H76ZM103 106H104V105H103ZM153 106H154V105H153ZM19 107H20V106H19ZM31 107H32V105H31ZM35 107H34V108H35ZM56 107H59V106H56ZM65 107H66V105H65V106L63 105V109H65ZM74 107H75V110H74V111H75V113H76V110H77L76 108H80V106H78V105L75 104ZM74 107H72V108H74ZM89 107H90V105H89ZM89 107H87V109H89ZM92 107H93V108H94V107L96 108V106H91V108H92ZM106 107H108V105H106L105 108H106ZM10 108H12V107H10ZM29 108H30V107H29ZM34 108H33V109H34ZM43 108H44V107H43ZM93 108H92L91 110H93ZM95 108H94V109H95ZM105 108H104V109H105ZM15 109H16V108H15ZM26 109H27V106H26ZM26 109H24V110H26ZM50 109H51V108H50ZM52 109H53V108H52ZM70 109H71V108H70ZM87 109H85V110L88 112L89 110H87ZM98 109L100 110V109H102V108L98 107ZM98 109H97V111H98ZM12 110H13V109H12ZM31 110H32V109H31ZM43 110H44V109H43ZM43 110H42V111H43ZM45 110H46V109H45ZM55 110H56V109H55ZM55 110H54V111H55ZM65 110H66V109H65ZM67 110H68V109H67ZM67 110H66V111H67ZM71 110L73 111V109H71ZM82 110H83V112L86 113V111L84 110V108H82ZM16 111H17V110H16ZM18 111H20V109H19ZM35 111H36V110H34V112H35ZM52 111H53V110H52ZM52 111L50 110V112H52ZM54 111H53V112H54ZM61 111H62V110H61ZM69 111H70V110H69ZM95 111H96V110H93V111H91V113H92V112L94 113ZM100 111H102V110H100ZM38 112H39V111H38ZM50 112H49V110H48V113H50ZM63 112H64V111H63ZM70 112H71V111H70ZM77 112H78V110H77ZM42 113L45 114V115H47V112H46V113H45V112H42ZM42 113H41V114H42ZM54 113H57V112H54ZM75 113L73 112V116H75ZM80 113H81V112H79V114H80ZM89 113H90V112H88V115H89ZM91 113H90V114H91ZM97 113H98V112H97ZM101 113H102V112H101ZM101 113L99 112V114H101ZM14 114H15V112L13 113V115H14ZM34 114H35V113H34ZM43 114H42V115H43ZM65 114H69V113H65ZM65 114L61 113V114H59V115L64 116ZM55 115H56V114H55ZM55 115H54V116H55ZM82 115H85V114H82ZM82 115H79V116H82ZM86 115H87V114H86ZM33 116H35V115H33ZM33 116H32V117H33ZM36 116H37V113H36ZM47 116H48V115H47ZM50 116H51V115H50ZM54 116H53V118L50 117L49 120L55 119V118L57 117V115H56L55 118H54ZM66 116H68V118L66 117V119H70L69 117H71V116H69V115H66ZM89 116H90V115H89ZM98 116H99V118H100V115H98ZM98 116H97V117H98ZM39 117L41 118L40 114H39ZM44 117H45V116H44ZM91 117H94V115H93V116H90V118H91ZM97 117H96V115H95V118H92V119H95V120H96ZM6 118H7V117H6ZM47 118H48V117H47ZM47 118H46V119H47ZM51 118H52V119H51ZM85 118L87 119V117L83 116V118H81V119H84V121H85ZM90 118H89V119H90ZM33 119H35V118H33ZM66 119H65V120H66ZM71 119H73V118H71ZM76 119H77V118H76ZM81 119H80V120H81ZM1 120H2V119H1ZM3 120H4V118H3ZM14 120H15V119H14ZM38 120H39V119H38ZM47 120H48V119H47ZM47 120H46V121H47ZM49 120H48V121H49ZM56 120H57V119H56ZM62 120H64V117H63ZM62 120H61V121H62ZM97 120H98V118H97ZM99 120H100V119H99ZM12 121H13V120H12ZM12 121H11V123H12ZM18 121H19V120H18ZM40 121H41V120H40ZM43 121H44V120H43ZM46 121H45V122H46ZM53 121H54V120H53ZM59 121H60V119H59ZM59 121L57 120V122H59ZM73 121H74V119H73ZM73 121L70 120L71 123L68 122V121H66L67 123H69V124H67V125H70V124H71L70 126H72ZM75 121H76V120H75ZM75 121H74V122H75ZM84 121H83V122H84ZM87 121L89 122V120H87ZM100 121H101V120H100ZM1 122L4 123V122H6V121H1ZM38 122H39V121H38ZM77 122H79V121L77 120L76 123H77ZM80 122H81V121H80ZM14 123H15V122H14ZM19 123H20V122H19ZM19 123H18V124H19ZM55 123H56V122H55ZM59 123H60V122H59ZM89 123H90V122H89ZM93 123H94V122H93ZM98 123H100V122H98ZM1 124H2V123H0V125H1ZM9 124H10V123H9ZM44 124H45V123H44ZM49 124H50V123H49ZM61 124H62V126H64V124H66V123L63 124V122H62ZM61 124H60V125L57 124V125L61 127ZM73 124H75V123H73ZM82 124L85 125V122L82 123ZM86 124H87V122H86ZM100 124H102V122H101ZM10 125H12V124H10ZM13 125H14V124H13ZM15 125H16V124H15ZM15 125H14V127H15ZM20 125H21V123H20ZM51 125H52V124H51ZM54 125H55V124H54ZM54 125H53L52 127L57 126V125H55V126H54ZM67 125H66V127H68ZM84 125H83V127H84ZM91 125H92V127H91V130H92V129H93V126H95L96 124L93 125L92 122H91V123H90V126H91ZM108 125H109V124H108ZM75 126H76V125H75ZM78 126H80V125L77 124V127H78ZM96 126H98V128H99V124H97ZM96 126H95V127H96ZM9 127H10V126H9ZM9 127H8V128H9ZM14 127H13V128H14ZM47 127H48V126H47ZM47 127H46V130L48 129ZM60 127H56V129H57V128L59 129ZM16 128H17V126H16ZM40 128H42V126H40ZM64 128H65V126H64ZM68 128H69V130H68V129L66 130V132L68 131V133H69V131L73 130V129L70 130V127H68ZM72 128H74V127H72ZM6 129H7V128H6ZM18 129H19V127H18ZM37 129H38V128H37ZM51 129H52V128H51V126H50V130H51ZM56 129H55V130H56ZM65 129H66V128H65ZM65 129L61 128L60 133L62 134V132H63ZM76 129H77V132H78V131H79V130H78L79 128H76ZM76 129H75V130H76ZM81 129H82V128H81ZM83 129H85V127H84ZM88 129H90V128H88ZM0 130H1V129H0ZM3 130H4V129H3ZM8 130H9V129H8ZM19 130H20V129H19ZM28 130H29V129H28ZM41 130H42V129H41ZM43 130H45V128H44ZM53 130H54V129H53ZM59 130H60V129H59ZM62 130H63V131H62ZM10 131H11V130H10ZM10 131H9V132H10ZM29 131H32V129L29 130ZM51 131H52V130H51ZM51 131H49V132H51ZM86 131H87V130H86ZM5 132H6V131H5ZM14 132H15V131H14ZM14 132H13V133H14ZM32 132H35V131H32ZM39 132L41 133L42 131H39ZM39 132H37V133H39ZM55 132H56V131H55ZM77 132H76V133H77ZM83 132H84V131H83ZM83 132H81V133H83ZM92 132H93V131H92ZM92 132H91V135L93 136V133H92ZM0 133H2V132L0 131ZM15 133H16V132H15ZM23 133H24V132H23ZM28 133H29V132H28ZM56 133H59V132H56ZM64 133H65V132H64ZM71 133H72V134H71ZM71 133H69L68 135H70V134L73 135V131H72ZM76 133H75V134H76ZM84 133H86V132H84ZM88 133H90V130H89ZM88 133H87V134H88ZM96 133H97V132H96ZM102 133H103V132H102ZM102 133H101V134H102ZM104 133H105V132H104ZM2 134H4V133H2ZM2 134H1V135H2ZM35 134H36V132H35ZM35 134H34V135H35ZM43 134H44V133H43ZM43 134L41 133L42 136H43ZM75 134H74V135H75ZM156 134H157V133H156ZM21 135H22V133L20 134V136H21ZM23 135H24V134H23ZM25 135H26V134H25ZM37 135H38V134H37ZM41 135H40V136H41ZM48 135H50V133H49ZM52 135H53V134H52ZM59 135H60V134H59ZM59 135H57V136H59ZM71 135H70V136H71ZM81 135L85 136L84 134H81ZM94 135H95V133H94ZM15 136H17V135H15ZM35 136H36V135H35ZM40 136H38V137H40ZM42 136H41V137H42ZM44 136H45V138H44V137H42V138H43L44 140L47 139V137H46V136H47V132H46V134H44ZM66 136H67V135H66ZM70 136H67V140H68V137L71 138ZM86 136H89V135H86ZM155 136H156V135H155ZM13 137H14V136H13ZM18 137H19V136H18ZM18 137H17V138H18ZM21 137H22V136H21ZM25 137H26V136H25ZM25 137H24V138H25ZM38 137H37V139L39 140L40 138H38ZM52 137L54 138V141H55V137H54V136H52ZM52 137H51V138H52ZM59 137H60V136H59ZM72 137H74V136H72ZM76 137H77V140H79V139H78L79 136H76V135H75V138H76ZM89 137H90V136H89ZM93 137H94V136H93ZM3 138H5V137L3 136ZM9 138H10V136H9ZM15 138H16V137H15ZM15 138H14V139H15ZM22 138H23V137H22ZM29 138H30V137H29ZM29 138L26 139V141H29V140H30ZM48 138H49V137H48ZM51 138H50V139H51ZM60 138H61V137H60ZM60 138H58L59 141L57 140L59 143H60V140H63L65 137H64V138H61V139H60ZM86 138H88V137H85V139L83 138V140H86ZM94 138H95V137H94ZM154 138H155V137H154ZM0 139H1V138H0ZM6 139H7V138H6ZM6 139H5V140H6ZM11 139H12V138H11ZM11 139H10V140H11ZM19 139H20V138H19ZM72 139H73V141H74V138H72ZM80 139H82V138H80ZM98 139H100V138H98ZM21 140H22V139H20V140H18V141H21ZM23 140H24V139H23ZM38 140H36V141H38ZM40 140H41V139H40ZM52 140H53V139H52ZM70 140H71V139H70ZM75 140H76V139H75ZM83 140H82V141H83ZM95 140H97V139L95 138L94 141H95ZM0 141H1V140H0ZM6 141H7V140H6ZM6 141H5V142H6ZM31 141H32V140H31ZM41 141H42V140H41ZM48 141H50V140H48ZM57 141H56V142H57ZM71 141H72V140H71ZM89 141L91 142V139H90V140L88 139L87 143L84 141L83 144L85 143V144L88 145V142H89ZM94 141H92V142H94ZM2 142H3V141H2ZM2 142H1V143H2ZM8 142H9V141H8ZM11 142H13V141L11 140L10 143H11ZM23 142H25V141H23ZM32 142H34V141H32ZM51 142H52V141H51ZM75 142L77 143V141H75ZM100 142H101V140H100ZM6 143H7V142H6ZM10 143H9V144L7 143V144L10 145ZM13 143H14V142H13ZM36 143H37V142H36ZM39 143H40V141H39ZM46 143H47V142H46ZM52 143H53V142H52ZM59 143H57V144H59ZM64 143H66V142L64 141ZM64 143H63V144H64ZM67 143H68V141H67ZM79 143L81 144L80 141H79ZM79 143H78V144H79ZM96 143H98V141L95 142V145H96ZM33 144H34V143H32V144L30 143L29 145H32V146H33ZM44 144H45V143H44ZM48 144L50 145V143H48ZM53 144H54V143H53ZM53 144H51V145H53ZM57 144H56L55 146H57ZM60 144H61L60 147L62 148L63 145H62V143H60ZM72 144H73V145H72ZM80 144H79V145H80ZM1 145H2V144H1ZM11 145H12V144H11ZM11 145H10V147H11ZM13 145H14V144H13ZM29 145H28V148L30 149L31 146L29 147ZM42 145H43V144H42ZM65 145H66V148H67V144H65ZM69 145H70V143H69ZM87 145L84 146V148L86 147L89 151H91V149H89V146H87ZM97 145H98V144H97ZM15 146H17V145H15ZM15 146H14V147H15ZM44 146H45V145H44ZM53 146H54V145H53ZM58 146H59V145H58ZM58 146H57V147H58ZM71 146H74V142L71 143ZM71 146H70V147H71ZM92 146L95 147L94 144H93ZM2 147H3V145H2ZM5 147H6V146H5ZM5 147H4V149H5ZM25 147H26V146H25ZM33 147H34V146H33ZM47 147H50V146H47ZM60 147H58V148H60ZM64 147H65V146H64ZM74 147H76V145H75ZM80 147H81V146H80ZM82 147H83V146H82ZM99 147H100V146H99ZM11 148H12V147H11ZM31 148H32V147H31ZM37 148H38V147H37ZM37 148H36V149H37ZM55 148H56V147H55ZM55 148H54V149H55ZM71 148H72V150H73V147H71ZM84 148H83V149H84ZM91 148H92V147H91ZM1 149H2V148H1ZM4 149H2V150H4ZM8 149H10V148H8ZM18 149H19V148H18ZM29 149H28V150H29ZM36 149H32V150H35V152H36V151H38V149H37V150H36ZM45 149L47 150V148H45ZM45 149H44V151H46ZM50 149H51V147H50ZM69 149H70V148H69ZM69 149H65V150H69ZM87 149H85V150H87ZM2 150H1V151H2ZM20 150H21V148H20ZM48 150H49V149H48ZM55 150H56V149H55ZM62 150H63V149H62ZM65 150H64V151H65ZM79 150H80V148H79ZM96 150H97V147H96ZM25 151H26V150H25ZM30 151H31V149H30ZM64 151H62L63 154H64ZM26 152H27V151H26ZM26 152H25V154H29V155H30V153H26ZM40 152L43 153L42 150H40ZM40 152L38 151V153H40ZM46 152H47V151H46ZM66 152L68 153V151H66ZM74 152H75V148H74ZM77 152L79 153L78 150H77L75 153L77 154ZM92 152H94V151H92ZM0 153H1V152H0ZM8 153H9V152H8ZM38 153H37V154H38ZM44 153H45V152H44ZM44 153H43V154H44ZM67 153H66V154H67ZM75 153H74V154H75ZM104 153H105V152H104ZM213 153H214V152H213ZM11 154H12V153H11ZM11 154H10V155H11ZM25 154H24V157H27V156H25ZM34 154H36V153H34ZM46 154H47V153H46ZM83 154H84V150H83L82 155H83ZM93 154H94V153H93ZM108 154H109V153H108ZM21 155H22V153H21ZM29 155H28V156H29ZM41 155H42V154H41ZM60 155H62V154L60 153ZM67 155H68V154H67ZM67 155H65V156H67ZM77 155H78V154H77ZM80 155H81V154H80ZM84 155H87V154H84ZM84 155H83V156H84ZM90 155L92 156V154H90ZM8 156H9V155H8ZM31 156H32V155H31ZM44 156H45V155H43V156L40 157V158L43 159ZM72 156H73V155H72ZM75 156H76V155H75ZM75 156H74V158L76 159ZM94 156H95V155H94ZM94 156H93V157H94ZM101 156H102V155H101ZM11 157H12V156H11ZM14 157H15V156H14ZM34 157H36V156H33V158H34ZM38 157H39V155H38ZM68 157H69V156H67V157H63V156H62V158H64V160H65V158H68ZM84 157H85V156H84ZM103 157H104V156H103ZM1 158H3V157H1ZM17 158H18V157H17ZM36 158H37V157H36ZM40 158H39V159H40ZM45 158H46V157H45ZM47 158L49 159V158H51V156L48 157V154H47ZM47 158L44 159V162H46V163H47V161H48ZM55 158H56V157H55ZM55 158L53 159V157H52V161H53V160L55 161ZM58 158H59V156H58ZM58 158H57L56 161H57V162H59V161L61 162V160H59L61 157H60L59 159H58ZM62 158H61V159H62ZM80 158H81V156H80ZM30 159H31V158H30ZM14 160H15V158H14ZM37 160H38V158H37ZM45 160H47V161H45ZM58 160H59V161H58ZM67 160H68V159H67ZM67 160H66V161H67ZM69 160H70V157H69ZM72 160H73V157H72ZM76 160H77V159H76ZM211 160H212V159H211ZM17 161H18V160H17ZM17 161L15 160L13 163H15V162H17ZM38 161H39V160H38ZM50 161H51V159H49V162H48L47 164H49ZM66 161H65V162H66ZM70 161H71V160H70ZM78 161H79V160H78ZM18 162H19V161H18ZM31 162H34V161H31ZM40 162H41V161H40ZM62 162H64V161L62 160ZM65 162H64V163H65ZM68 162H69V161H68ZM68 162H66L65 164H68ZM6 163L9 164L10 162L6 161ZM26 163H27V161H26ZM26 163H25V164H26ZM35 163H36V162H35ZM42 163H43V162H42ZM10 164H11V163H10ZM10 164H9V165H10ZM33 164H34V163H33ZM47 164H46V165H47ZM60 164H61V163H60ZM62 164H63V163H62ZM65 164H64V165H65ZM15 165H16V164H15ZM23 165H24V164H23ZM26 165H27V164H26ZM31 165H32V164H31ZM64 165H62V166H64ZM16 166H17V165H16ZM41 166H42V164H41ZM52 166H53V164H52ZM52 166H51V167H52ZM5 167H6V165H5ZM7 167H8V165H7ZM14 167H15V166H14ZM21 167H22V166H21ZM21 167H19V168H21ZM26 167H27V166H26ZM43 167H44V166H43ZM48 167H50V166H48ZM48 167H47V168H48ZM51 167H50V168H51ZM60 167H61V166H60ZM19 168H18V169H19ZM47 168H46V169H47ZM57 168H58V167H57ZM61 168H62V167H61ZM63 168H64V167H63ZM69 168H70V167H69ZM247 168H248V167H247ZM251 168H252V167H251ZM7 169H8V168H7ZM9 169H10V168H9ZM14 169H15V168H14ZM16 169H17V168H16ZM32 169H34V168H32ZM51 169H52V168H51ZM0 170H3V169L1 168ZM49 170H50V169H49ZM70 170H71V169H70ZM3 171H4V170H3ZM19 171H20V170H19ZM68 171H69V170H68ZM5 172H6V170H5ZM9 172H10V171H9ZM9 172H8V173H9ZM17 172H18V170H17ZM17 172H15V173H17ZM34 172H35V170H34ZM41 172H42V171H41ZM64 172H65V171H64ZM0 173H1V171H0ZM27 173H28V172H27ZM32 173H33V172H32ZM42 173H43V172H42ZM42 173H40V175H41ZM71 173H72V172H71ZM10 174H11V173H10ZM10 174H9V175H10ZM12 174H13V173H12ZM12 174H11V175H12ZM21 174H23V172H22ZM24 174H25V173H24ZM28 174H29V173H28ZM28 174H27V176H28ZM209 174H210V173H209ZM0 175H2V173H1ZM9 175H8V176H9ZM34 175H35V174H34ZM34 175H33L32 177H34ZM44 175H45V174H44ZM47 175H48V174H47ZM53 175H54V174H52V176H53ZM55 175L57 176L56 173H55ZM55 175H54V176H55ZM58 175H60V174H59V169H58ZM71 175H73V174H70V176H71ZM13 176H15V175H13ZM13 176H12V177H13ZM22 176H24V175H22ZM56 176H55V177H56ZM6 177H7V176H6ZM6 177H5V178H6ZM18 177H19V176H18ZM18 177H17V178H18ZM57 177H58V176H57ZM60 177H61V176H60ZM68 177H69V176H68ZM72 177L74 178V175H73ZM8 178H9V177H8ZM25 178H27V177H25ZM25 178H24V179H25ZM41 178H42V177H41ZM41 178H40V181H41ZM47 178H49V177H47ZM51 178H52V177H51ZM188 178H189V177H188ZM190 178H191V177H190ZM247 178H248V177H247ZM250 178H251V177H250ZM12 179H13V178H12ZM12 179H10V180H12ZM20 179H21V180H19L18 182L22 181V178H21V177H20ZM24 179H23V180H24ZM45 179H46V177H45ZM58 179H59V178H58ZM61 179H62V178H61ZM227 179H228V178H227ZM14 180H15V179H13V181H14ZM56 180H57V179H56ZM0 181H1V180H0ZM7 181H8V180H7ZM16 181H17V179L15 180L14 185L17 183ZM26 181H27V180H26ZM29 181H30V179H29ZM45 181H46V180H45ZM45 181H43V182H45ZM63 181H64V180H63ZM2 182H3V181H2ZM31 182H32V181H31ZM43 182H42V183H43ZM52 182L54 183L55 181L52 180ZM60 182H61V181H60ZM73 182H74V181H73ZM9 183H11V182H9ZM34 183H35V182H33V184H34ZM42 183H41V185H42ZM251 183H252V182H251ZM35 184H36V183H35ZM46 184H47V183H46ZM49 184H51V183H49ZM55 184H56V183H55ZM70 184H71V183H70ZM75 184H76V183H75ZM43 185H45V183H44ZM43 185H42V186H43ZM47 185H48V184H47ZM73 185H74V184H73ZM177 185H178V184H177ZM25 186H26V185H25ZM35 186H36V185H35ZM35 186H34V187H35ZM80 186H81V185H80ZM0 187H2V186H0ZM3 187H4V186H3ZM26 187H28V185H27ZM26 187H25V188H26ZM32 187H33V186H32ZM40 187H41V186H40ZM43 187H44V186H43ZM56 187H57V186H56ZM62 187H63V186H62ZM36 188H37V187H36ZM36 188H35V189H36ZM46 188H47V187H46ZM107 188H108V187H107ZM7 189H8V188H7ZM56 189L59 190L58 187H57ZM1 190L3 191V189H1ZM9 190H12V189H9ZM9 190H8V191H9ZM13 190H14V188H13ZM15 190H16V189H15ZM24 190L26 191V189H24ZM37 190H38L37 192H39V194H40V192L42 191V189H41V190L37 189ZM46 190H48V189H46ZM52 190L54 191L55 189H52ZM188 190H189V189H188ZM2 191H1V192H2ZM33 191H34V189H33ZM33 191H30V192L32 193ZM35 191H36V190H35ZM48 191H51V190H48ZM60 191H61V190H60ZM6 192H7V191H6ZM15 192L18 193L17 190H16ZM15 192H14V193H15ZM28 192H29V191H28ZM30 192H29V194H31ZM37 192H36V193H37ZM166 192H167V191H166ZM203 192H204V191H203ZM17 193H16V195H17L16 197H15L14 195H12V197L14 196L13 199H14V198L16 199V198L18 197V195L20 196V194H19L20 192H19L18 194H17ZM44 193H45V192H43V194H44ZM48 193H49V192H48ZM52 193L54 194L55 192H52ZM56 193H58V192L56 191ZM56 193H55V194H56ZM105 193H106V192H105ZM213 193H214V192H213ZM239 193H240V192H239ZM1 194H2V193H1ZM1 194H0V195H1ZM3 194H4V192H3ZM5 194H6V193H5ZM10 194H13V193L10 192ZM33 194H34V193H33ZM39 194H37V195H39ZM58 194H59V193H58ZM92 194H93V192H92ZM51 195H52V194H51ZM51 195H50V196H51ZM60 195H61V193H60ZM63 195H64V194H62V197H63ZM65 195H66V194H65ZM88 195H91V194H88ZM161 195H162V194H161ZM4 196H5V195H4ZM21 196H22V195H21ZM29 196L35 198V196H33V195H29ZM50 196H49V197H50ZM72 196H73V194H72ZM91 196H92V195H91ZM167 196H168V195H167ZM193 196H194V195H193ZM2 197H3V195H2ZM6 197H8V196H6ZM26 197H27V196H26ZM31 197H30V198H31ZM49 197H47V198H49ZM56 197H57V196H56ZM62 197L60 196L61 199H62ZM65 197H67V195H66ZM4 198H5V197H4ZM53 198H54V196L52 195V199H53ZM57 198H59V197H57ZM57 198H56V200H57ZM173 198H174V197H173ZM2 199H3V198H2ZM5 199H6V198H5ZM9 199H10V198H7V200H3V201L1 200V202L8 201ZM17 199H18V198H17ZM21 199L23 200V198H21ZM28 199H29V198H28ZM28 199H27V200H28ZM18 200H20V199H18ZM31 200H32V199H31ZM31 200H28V202H27V201H25V199H24V200H23L24 203H23L21 206L23 207L24 204L29 203V201H31ZM40 200H42V199H40ZM47 200L49 201V200H51V198H49V199H47ZM47 200H46V201H47ZM63 200H64V199H63ZM164 200H165V199H164ZM167 200H168V199H167ZM176 200H177V199H176ZM42 201L44 202V201H45V198H44ZM42 201H36V199H35V202H36V203H38V202H42ZM48 201H47V202H48ZM52 201H53V200H52ZM1 202H0V205H1ZM17 202H18V201H17ZM17 202H16V203H17ZM21 202H22V201H19L18 203L20 204ZM25 202H26V203H25ZM61 202H62V201H61ZM71 202H72V201H71ZM175 202H176V201H175ZM183 202H184V201H183ZM5 203H6V202H5ZM10 203H11V201H8V204H10ZM33 203H34V202H33ZM33 203H31V204H32L31 207H33ZM49 203H52V202L49 201ZM49 203H47V204L49 205ZM171 203H172V202H171ZM238 203H239V202H238ZM2 204H3V203H2ZM14 204H15V203H14ZM31 204H30V205H31ZM85 204H86V203H85ZM227 204H228V203H227ZM261 204H262V203H261ZM28 205H29V204H28ZM34 205H35V204H34ZM50 205H51V204H50ZM64 205H65V204H64ZM86 205H87V204H86ZM175 205H176V204H175ZM1 206H2V205H1ZM1 206H0V207H1ZM4 206H5V205H4ZM35 206H36V205H35ZM75 206H76V205H75ZM79 206H80V205H79ZM82 206H83V205H82ZM97 206H98V205H97ZM161 206H163V204H162ZM171 206H172V205H171ZM184 206H185V205H184ZM5 207H6V206H5ZM5 207H4V213H5V212L7 213V211H5ZM11 207H12V205H11ZM22 207H20V209H25V207H27V206L24 205V207H23V208H22ZM28 207H29V206H28ZM95 207H96V206H95ZM193 207H195V206H193ZM6 208L8 209V206H7ZM18 208H19V207H18ZM18 208H17V205H16V208H15V209H18ZM50 208H51V207H50ZM78 208H79V207H78ZM89 208H90V207H89ZM99 208H100V207H99ZM167 208H168V207H167ZM33 209H34V208H33ZM54 209H55V207H54ZM57 209H58V208H57ZM11 210H12V209H11ZM11 210H8V211L12 212ZM18 210H19V209H18ZM1 211H2V208L0 209V212H1ZM15 211H16V210H15ZM62 211H63V210H62ZM167 211H168V210H167ZM187 211H188V210H187ZM2 212H3V211H2ZM55 212H56V210H55ZM107 212H108V211H107ZM107 212H106V213H107ZM121 212H122V211H121ZM170 212H171V211H170ZM183 212H184V209H183ZM4 213H2V214L0 213V214H1V215H4ZM6 213H5L6 219H5V216H4V219H5V220H8L7 217H9V216H8V213H7V215H6ZM12 213H13V212H12ZM12 213H9V215H12ZM15 213H16V212H15ZM88 213H89V212H88ZM109 213H110V212H109ZM178 213H180V212H178ZM13 214H14V213H13ZM18 214H19V211H18ZM25 214H26V213H25ZM55 214H56V213H55ZM68 214H69V213H68ZM84 214H85V213H84ZM174 214H175V213H174ZM1 215H0V216H1ZM16 215H17V214H16ZM16 215H15V216H16ZM23 215H24V214H23ZM42 215H43V214H42ZM63 215H64V214H63ZM74 215H75V214H74ZM74 215H73V216H74ZM186 215H187V214H186ZM15 216L12 215V218L15 217ZM30 216H31V214H30ZM34 216H36V215H34ZM50 216H51V215H50ZM58 216H59V215H58ZM89 216H90V215H89ZM115 216H116V215H115ZM148 216H149V215H148ZM148 216H147V217H148ZM28 217H29V216H28ZM54 217H55V216H54ZM12 218H11V219H12ZM15 218H17V216H16ZM63 218H64V217H63ZM67 218H68V217H67ZM152 218H153V217H152ZM176 218H177V217H176ZM0 219H1V218H0ZM11 219H10V220H11ZM17 219H18V218H17ZM49 219H50V218H49ZM80 219H81V218H80ZM84 219H85V218H84ZM118 219H119V218H118ZM12 220H13V219H12ZM12 220H11V221H12ZM31 220H32V219H31ZM113 220H114V219H113ZM8 221H9V220H8ZM52 221H54V220H52ZM111 221H112V220H111ZM150 221H151V220H150ZM177 221H178V220H177ZM0 222H1V221H0ZM2 222H3V220H2ZM2 222H1V223H2ZM17 222H19V220H18ZM50 222H51V220H50ZM74 222H75V221H74ZM74 222H73V223H74ZM196 222H197V221H196ZM10 223H11V222H9V223H7V224H10ZM26 223H27V222H25V224H26ZM29 223H30V222H29ZM48 223H49V221H48ZM102 223H103V222H102ZM146 223H147V222H146ZM153 223H155V222H153ZM2 224H5V221H4ZM13 224H14V223H13ZM13 224H11V225H13ZM15 224H16V223H15ZM21 224H23V223H21ZM50 224H51V223H50ZM55 224H56V223H55ZM110 224H111V223H110ZM0 225H1V224H0ZM5 225H6V224H5ZM11 225H10V226H11ZM16 225H17V224H16ZM19 225H20V224H19ZM19 225H17V226H19ZM47 225H49V224H47ZM47 225H44V226L47 227ZM56 225L58 226V223H57ZM56 225H55V226H56ZM102 225H103V224H102ZM107 225H108V224H106L105 226H107ZM112 225H113V224H112ZM115 225H116V224H115ZM10 226H9V227H10ZM24 226H26V225H24ZM55 226H54V227H55ZM119 226H120V225H119ZM153 226H154V225H153ZM2 227H3V225H2ZM4 227H5V226H4ZM7 227H8V226H7ZM14 227H15V226H14ZM95 227H96V226H95ZM154 227H155V226H154ZM0 228H1V227H0ZM18 228H19V227H18ZM20 228H21V227H20ZM23 228H24V227H23ZM26 228H27V226H26ZM28 228H29V227H28ZM56 228H57V227H56ZM63 228H64V227H63ZM1 229H3V228H1ZM1 229H0V230H1ZM5 229H6V227H5ZM11 229H12V228H11ZM16 229H17V228H16ZM16 229H15V230H16ZM104 229H105V228H104ZM127 229H128V228H127ZM9 230H10V228H9ZM20 230H21V229H20ZM51 230H54V229H51ZM67 230H68V229H67ZM2 231H3V230H2ZM2 231H0V232H2ZM5 231H7V230H5ZM25 231H29V230H25ZM33 231H34V230H33ZM55 231H57V230H55ZM55 231H54V232H55ZM89 231H90V230H89ZM103 231H104V230H103ZM7 232H8V231H7ZM30 232H31V230H30ZM51 232H52V231H51ZM2 233H3V232H2ZM2 233H1V234H2ZM28 233H29V232H28ZM31 233H32V232H31ZM36 233L40 234L37 230H36ZM4 234H5V233H4ZM7 234H8V233H7ZM18 234H19V232H18ZM44 234H45V233H44ZM44 234H42V235H44ZM58 234H60V233L58 232ZM78 234H79V233H78ZM117 234H119V233H117ZM124 234H125V233H124ZM124 234H123V235H124ZM28 235H30V234H27V236H28ZM45 235H46V234H45ZM50 235H51V234H50ZM50 235H49V236H50ZM74 235H75V234H74ZM74 235H73V236H74ZM95 235H96V234H95ZM104 235H105V234H104ZM120 235H121V234H120ZM0 236H1V235H0ZM56 236H57V235H56ZM61 236H62V235H61ZM66 236H68V235L66 234ZM87 236H88V235H87ZM33 237H34V236H33ZM33 237H32V238H33ZM54 237H55V236H54ZM54 237H53V239H54ZM62 237H63V236H62ZM69 237H70V236H69ZM76 237H77V236H76ZM88 237H89V236H88ZM118 237H119V236H118ZM120 237H121V236H120ZM30 238H31V237H30ZM39 238L41 239V237H39ZM126 238H127V237H126ZM0 239H3V237H2V238L0 237ZM15 239H16V237H15ZM21 239H23V238H21ZM40 239H39V240H40ZM59 239H61V238H59ZM75 239H76V238H75ZM80 239H81V238H80ZM95 239H96V238H95ZM215 239H216V238H215ZM27 240H28V238H27ZM47 240H49V239H48V236H47ZM50 240L52 241V239H50ZM84 240H85V239H84ZM128 240H130V238H129ZM5 241H6V240H5ZM35 241H36V240H35ZM203 241H204V240H203ZM36 242H38V241H36ZM39 242H40V241H39ZM53 242H54V241H53ZM97 242H98V241H97ZM1 243H2V242H1ZM29 243H30V241H29ZM56 243H57V242H56ZM58 243H59V242H58ZM58 243H57V244H58ZM93 243H94V241H93ZM93 243H92V244H93ZM100 243H101V242H100ZM100 243H99V244H100ZM117 243H118V242H117ZM42 244H43V243H42ZM51 244H52V243H51ZM53 244H54V243H53ZM89 244H90V243H89ZM26 245H27V244H26ZM35 245H36V244H35ZM84 245H85V242H84ZM108 245H109V244H108ZM121 245H122V244H121ZM13 246H14V245H13ZM39 246H40V245H39ZM61 246H62V245H61ZM85 246H86V245H85ZM94 246H95V244H94ZM97 246H98V245H97ZM57 247H58V246H57ZM91 247H92V246H91ZM98 247H99V246H98ZM108 247H109V246H108ZM108 247H106V248H108ZM59 248H63V247H59ZM64 248H65V247H64ZM64 248H63V249H64ZM106 248H105V251H106ZM48 249H49V248H48ZM53 249H54V248H53ZM68 249H69V248H68ZM70 249H71V248H70ZM95 249H96V248H95ZM126 249H127V248H126ZM41 250H42V249H41ZM115 250H116V249H115ZM117 251H118V250H117ZM61 252H62V251H61ZM64 252H65V251H64ZM71 252H72V251H71ZM81 252H82V251H81ZM83 252H84V251H83ZM44 253H45V252H44ZM95 253H96V252H95ZM60 254H62V253H60ZM104 254H105V253H104ZM114 254H115V253H114ZM24 255H25V254H24ZM55 255H56V254H55ZM149 255H150V254H149ZM50 256H52V255H50ZM62 256H63V254H62ZM73 256H74V255H73ZM113 256H114V255H113ZM40 257H41V256H40ZM109 257H110V256H109ZM118 257H119V256H118ZM10 258H11V257H10ZM44 258H45V257H44ZM72 258H74V257H72ZM79 258H80V256H79ZM123 258H124V257H123ZM125 258H126V257H125ZM151 258H152V257H151ZM32 259H33V258H32ZM82 259H83V258H82ZM42 260H43V259H42ZM48 260H49V258H48ZM60 260H61V259H60ZM62 260H63V259H62ZM120 260H122V259H120ZM123 260H124V259H123ZM127 260H128V259H127ZM9 261H10V260H9ZM79 261H80V260H79ZM79 261H78V262H79ZM68 262H69V261H68ZM125 262H126V261H125ZM34 263H35V262H34ZM6 264H7V263H6ZM89 264H90V263H89ZM102 264H103V263H102Z\"/></svg>",
  "mask_w": 264,
  "mask_h": 264
}]
</instances>
